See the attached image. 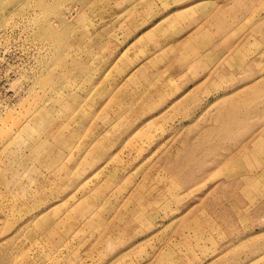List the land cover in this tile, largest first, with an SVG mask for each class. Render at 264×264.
<instances>
[{"label": "rangeland", "instance_id": "1", "mask_svg": "<svg viewBox=\"0 0 264 264\" xmlns=\"http://www.w3.org/2000/svg\"><path fill=\"white\" fill-rule=\"evenodd\" d=\"M0 264H264V0H0Z\"/></svg>", "mask_w": 264, "mask_h": 264}]
</instances>
